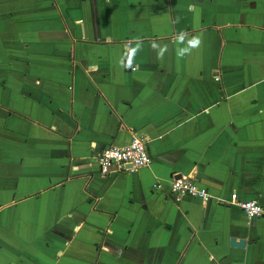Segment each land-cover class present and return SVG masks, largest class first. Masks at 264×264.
Here are the masks:
<instances>
[{
	"label": "crops",
	"instance_id": "1",
	"mask_svg": "<svg viewBox=\"0 0 264 264\" xmlns=\"http://www.w3.org/2000/svg\"><path fill=\"white\" fill-rule=\"evenodd\" d=\"M0 264H264V0H0Z\"/></svg>",
	"mask_w": 264,
	"mask_h": 264
},
{
	"label": "built area",
	"instance_id": "2",
	"mask_svg": "<svg viewBox=\"0 0 264 264\" xmlns=\"http://www.w3.org/2000/svg\"><path fill=\"white\" fill-rule=\"evenodd\" d=\"M149 159L145 140L131 135L125 145H109L101 148L94 159V164L98 174L107 176L122 170L132 172L145 167L148 165ZM153 186L156 189L160 188L159 183H154ZM168 192L175 201H179L183 197L200 200H207L211 197L205 187L198 185L187 176L171 177ZM229 203L237 207L248 220L263 212L256 200L239 198L234 191L229 194Z\"/></svg>",
	"mask_w": 264,
	"mask_h": 264
},
{
	"label": "water",
	"instance_id": "3",
	"mask_svg": "<svg viewBox=\"0 0 264 264\" xmlns=\"http://www.w3.org/2000/svg\"><path fill=\"white\" fill-rule=\"evenodd\" d=\"M174 177H179V174H177V175L174 176ZM229 244H230L231 246H237V247H240V246L243 245V240H242V239H239V240L235 241V239L231 237V238H229Z\"/></svg>",
	"mask_w": 264,
	"mask_h": 264
}]
</instances>
